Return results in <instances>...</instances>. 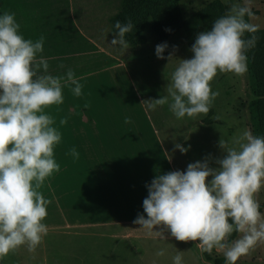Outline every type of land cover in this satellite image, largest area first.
Segmentation results:
<instances>
[{"label": "clouds", "instance_id": "1", "mask_svg": "<svg viewBox=\"0 0 264 264\" xmlns=\"http://www.w3.org/2000/svg\"><path fill=\"white\" fill-rule=\"evenodd\" d=\"M224 2L230 4L228 12L214 21L211 30L197 34L190 49L193 57L179 59L167 95L142 104L149 109L168 104L177 119L206 115L219 96L211 87L218 73H246V53L255 46L258 31L245 20L253 17L250 0H244V6L238 0ZM20 28L14 13L0 16V261L24 246L34 253L48 234L44 221L52 201L41 189L60 171L55 149L62 136L46 110L64 103L66 87L74 86L71 91L77 97L82 94L73 70L65 76L50 74L48 59L40 55L44 36L34 42L25 39ZM133 28L130 19L117 21L111 45L129 49L125 37ZM245 33L252 35L246 39ZM168 47L156 46L158 59H165ZM176 51L173 46L169 62L177 59ZM66 123V118L60 120L61 125ZM218 146L219 158L208 156L190 163L186 171L157 175L143 200L147 218L139 215L133 223L149 237L165 240V233H170L180 242H198L209 254L222 253L226 264H237L264 242V213L257 199L264 190V137L245 129L230 143L220 139ZM175 148L181 153L188 150L180 144ZM70 155L79 158L75 148ZM234 233L238 238L232 240ZM173 264H182V252L173 257Z\"/></svg>", "mask_w": 264, "mask_h": 264}, {"label": "rangeland", "instance_id": "2", "mask_svg": "<svg viewBox=\"0 0 264 264\" xmlns=\"http://www.w3.org/2000/svg\"><path fill=\"white\" fill-rule=\"evenodd\" d=\"M164 1L177 4L180 10V21L173 24L180 26L169 38L159 39L153 31L151 20L144 27L145 44L121 50L118 45L107 44L105 37L100 38L102 47L119 58L117 73L121 79L112 84V91L105 88L102 82L94 84L93 92L100 97V106L91 103L89 107L84 105L79 113L74 110L73 116L82 118L86 123L79 127L82 130L77 136L79 140L75 141L77 137L68 135V139H61L56 147L60 153L63 150L70 153L75 148L80 156L77 159L78 166L89 170L86 174H65L68 181L65 190L61 194L54 191L53 216L55 218L59 212L58 218H63L62 223L59 221L56 224L58 220L54 222V228L60 227L63 234L62 242L58 235L53 237L57 244L54 247L58 254L54 252L58 264H173L177 252H182V264H214L215 259L225 260L223 254L216 250L209 254L201 250L198 242H180L170 233H165V240L149 237L144 231L138 230L139 225L133 223L139 215L147 218L143 200L148 196L147 186L157 175L186 171L190 163L202 162L208 156L219 158L222 156L218 146L220 139L230 143L233 137L245 129L251 131L250 102L255 97L250 88L248 70L243 75L218 73L211 87L213 91L219 92V96L206 115L177 119L168 104L155 109L142 104L146 100L167 95V86L179 59L193 57L190 48L184 43L185 28L182 23L214 4L219 3L226 13L230 7L224 0ZM238 2L244 6V0ZM248 6L257 21L251 22L247 16L245 20L260 27L258 29H264V0H250ZM77 8L76 4L78 15ZM95 21L101 24V29L106 25L98 14ZM106 27L109 29L105 34H108L111 29L110 26ZM164 43L169 46L164 52L165 59H158L156 46ZM173 46L178 48L174 53L177 59L169 62L167 56ZM103 66L87 63L78 73L88 74L91 72L89 70L98 72ZM111 78L108 70L106 79ZM84 103L89 105L88 102ZM57 109L51 107L46 111L53 114L57 113ZM126 118L131 121L127 129L135 131L133 137L138 139L126 141L121 135H112L109 125L97 123L121 122ZM213 118L214 123L210 125ZM176 144L188 149L187 152L181 153L175 148ZM141 153L146 157H141ZM72 161L70 165L74 163ZM211 166L215 167V164ZM93 191L95 206L86 202L78 204L84 197L91 200L92 194L89 193ZM59 195L65 203L62 206L57 205ZM257 199L259 203H264V190ZM154 230L159 231L158 228ZM236 238V233L230 237L232 240ZM160 250H164V256L156 255ZM258 254L256 247L247 255L249 257L245 256L237 264H258L256 260H250Z\"/></svg>", "mask_w": 264, "mask_h": 264}, {"label": "crops", "instance_id": "3", "mask_svg": "<svg viewBox=\"0 0 264 264\" xmlns=\"http://www.w3.org/2000/svg\"><path fill=\"white\" fill-rule=\"evenodd\" d=\"M0 1L3 3V5L0 6V16L6 11L14 13L16 21L21 25L20 33L25 39H31L35 42L41 36H44V51L40 55L48 59L50 74L53 76H65L64 72L68 71L70 68H74L73 70L77 71L75 72V76L82 85L81 97L75 96L71 91V87L74 86L66 87L63 89L64 103H66L56 106L59 109H57L55 105L52 106L53 109H57V113L52 114L48 112V114L54 117V127L61 132L62 139L67 140L68 135L77 137L79 133H82L79 127L84 126L86 123H84L82 118L78 116L74 117L73 111L76 110L77 113H79V110H81L84 105H87V103L85 104L84 102L89 103L87 107H89L91 103L93 106H100V97L93 92L94 84H101L102 82L106 85L105 88L112 91V84L115 83L116 80L119 81L121 79L117 73V67L120 65L118 62L119 58H117L116 54L102 47L100 38L102 36L105 37L106 39H104L107 44H111V40L115 38L116 31L113 29L112 19L120 12L123 0ZM76 4L78 6V15L76 14ZM97 14L103 20L104 25L106 24L103 26V29H101V24L95 21ZM250 20L251 22L257 21L254 17L250 18ZM106 26H110L111 29V32L108 34H105L107 29H109ZM108 61L110 62L108 63ZM87 63H98L104 66L98 72L89 70L91 72L88 74H84L86 72L82 73L81 71L78 73V70L85 67ZM61 65H63V67H60ZM107 67L110 68L105 70ZM108 70L109 76L112 77L111 79H106ZM111 80L114 81L112 82ZM62 118L67 119L65 125L60 124ZM97 123L102 126L109 125L112 130V135H114V133L116 135H121V137L126 138V141L138 139L133 137L135 131L127 129L129 123H125V121H108L105 122V124L97 121ZM213 123L214 118L210 125ZM77 138H74L75 141L79 140V138ZM140 156L146 157L143 153H141ZM69 158L74 162L71 165ZM55 159L60 165V171L49 177L41 189L45 198L52 201L48 206V215L44 221L49 229L47 236L34 253L28 252L26 246H24L15 253H10L5 259L0 261V264H58V259L55 256L56 249L54 247L57 246V244L53 237L55 236L56 238V235H58L59 240L62 242L63 234L60 227L57 226L55 227L57 229L54 228V226H56L54 222L58 220L56 224H58L59 221L62 223L61 221L63 218H58L59 212L55 218L53 216L54 191H59L61 194V191L63 193V190H65L68 182L65 174H86L89 170L80 169L77 164V159H73L70 153L64 150L63 153H60V151L58 152L55 149ZM90 194H92L91 200L90 198L84 197L83 201L78 202V204L81 205L86 202L87 204H93L95 206V191L89 193V195ZM59 196L57 205L62 206L65 203H63L61 195ZM260 211L264 213V203H260ZM59 240H56V242L59 243ZM257 248L259 254L251 257L250 260H256L258 264H264V242L259 243ZM56 253L58 254V252ZM244 258L245 256L238 261L240 262Z\"/></svg>", "mask_w": 264, "mask_h": 264}, {"label": "trees", "instance_id": "4", "mask_svg": "<svg viewBox=\"0 0 264 264\" xmlns=\"http://www.w3.org/2000/svg\"><path fill=\"white\" fill-rule=\"evenodd\" d=\"M179 11L177 4H170L164 0H123L120 12L112 19V25L117 32L115 23L117 21L126 23L130 19L134 28L125 38L130 46H136L147 41L144 27L148 20L153 22V31L159 39L164 40L172 36L180 26L173 25L180 21ZM225 14L224 8L217 3L207 7L205 11L198 12L193 19L183 22L184 43L191 49L197 34L211 30L214 21ZM251 35L245 33V38H250ZM255 36L257 37L255 46L246 53L249 84L255 97L250 102V129L253 135L264 137V29H258ZM213 263L225 264V260L215 259Z\"/></svg>", "mask_w": 264, "mask_h": 264}]
</instances>
